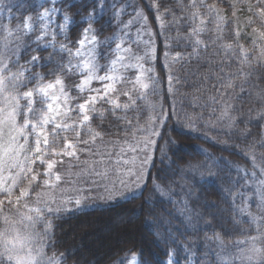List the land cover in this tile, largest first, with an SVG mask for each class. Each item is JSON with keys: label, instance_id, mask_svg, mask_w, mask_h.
I'll return each mask as SVG.
<instances>
[{"label": "snow or ice", "instance_id": "snow-or-ice-1", "mask_svg": "<svg viewBox=\"0 0 264 264\" xmlns=\"http://www.w3.org/2000/svg\"><path fill=\"white\" fill-rule=\"evenodd\" d=\"M256 4L258 7L254 15L264 27V0H256ZM72 8H75V4L69 0H42L40 3L0 0V264H68V260L74 257L70 251L56 250L53 220L65 212L79 210L83 206L81 199L69 198L57 205L55 200L45 199L43 189H50L54 182L61 181L60 173L54 169L64 162V158L78 160L80 145H89L97 138H103L92 127L94 116L101 121L111 116L118 123L123 121L126 126L123 131L144 133L146 138L139 142L149 151L158 150L161 162L167 158L169 146L173 151L181 148L180 143L171 136L164 140L158 130L162 127L160 121L166 123L167 120L163 111L155 120L149 117L144 128H141L138 116L128 118L129 112H140L137 101L145 99L149 91L154 93L159 83L150 75L153 69L144 67L145 58H153V37L156 33L148 28L143 9L127 0H89L83 10L77 9L72 13L69 11ZM128 8H132L131 13L127 11ZM149 8L154 12L161 33L165 28L166 16L172 18V25L186 22L187 34L181 36L177 29L173 39L178 47L183 43L192 51H177L173 57L175 62L191 56L198 58L201 49H207L208 45L199 37L207 31L209 24L214 25L216 39H222L220 34L226 18L206 0H187L186 3L181 0L177 10L165 6L161 11L160 4L156 2ZM176 11L181 13L179 17ZM105 16L108 25L118 31L101 39L103 29H97L95 25ZM124 16L130 18L124 20ZM4 19L7 23L3 22ZM13 21H16L15 25ZM135 25H140V28L133 38L130 30ZM77 29L78 38L73 41L72 35ZM144 35L147 36L143 41L145 53L138 56L131 45L138 44ZM235 35L239 37L238 30ZM58 36L65 42L58 41ZM259 37L264 41V30L259 31ZM111 44L115 47L110 54L115 58L101 65L100 58L109 55L101 49ZM165 47L170 45L166 43ZM223 47L234 54L239 50L240 62L248 63L250 72L253 61L264 66V48L259 50L258 55L250 57L238 40L235 48L232 44ZM42 52H49V55L42 56ZM168 55L165 52L166 59ZM57 56L59 59H56ZM133 70L136 72L134 77L125 75ZM68 74L79 77V83L74 86L77 97H72L66 91L63 77ZM172 79V75H169V90ZM93 82L100 87H92ZM124 84L130 87H117ZM121 96L125 98L124 102H121ZM73 100L76 101L74 104ZM222 117L234 128L233 135L247 144V151H241V156L251 163L252 169L237 168L238 177H233L228 169L215 171L211 165L189 161L185 178L191 183L181 185L185 198L178 203L177 211L183 217L181 222L185 226L200 223L207 226L203 237L206 242L214 244L221 252L230 250L228 260L220 258L221 264H264V215L258 219L253 214L254 207L264 208V167L257 163V154L253 151L257 146L264 148V140H252L247 127L253 119L257 123L264 121V111H257L254 118L237 119L225 109ZM239 124H244L245 128L240 129ZM172 131L184 135L190 130L177 120ZM158 139L162 143L157 149ZM152 159V155L145 158L136 176L135 190L123 193L121 199H128L129 196L138 198L136 191L142 195L143 171ZM259 159L264 162V155ZM212 183L216 184L219 194L229 205L228 223L233 227L226 228L218 223L216 210L220 206L207 198L204 187ZM153 190L171 200L170 186L165 188L155 184ZM70 204L75 207H69ZM200 208L204 211L201 212ZM214 221L217 224L214 225ZM242 222L249 223L251 227L243 228ZM171 225V220L159 218L156 226L160 231L154 233L156 242L166 246V264H173L176 256L173 244L185 251L190 250L179 235L172 233ZM208 229H211V235ZM237 234L244 238L237 239ZM180 235L187 239L184 233ZM143 256L142 250L138 253L135 249H128L114 264H149ZM75 264L90 262L76 259Z\"/></svg>", "mask_w": 264, "mask_h": 264}, {"label": "trees", "instance_id": "trees-1", "mask_svg": "<svg viewBox=\"0 0 264 264\" xmlns=\"http://www.w3.org/2000/svg\"><path fill=\"white\" fill-rule=\"evenodd\" d=\"M9 2L19 3L21 0H9ZM30 2L40 3L41 1L30 0ZM69 2L75 4V8L69 9V11L75 13L77 9L83 10L89 0H69ZM127 2L133 5L138 4L143 9L148 27L156 33L153 37L156 56L152 65L153 76L159 81L154 93L149 91L145 99L137 101L140 112H129L128 118L132 119L133 115L138 116L140 126L144 128L147 126L146 121L149 117L154 119L163 111L167 120L166 123L160 121L162 127L159 131L164 140L171 136L180 143L181 148L173 151L172 146H169L168 156L163 159V162H161L160 152L154 150L146 184L142 195L140 193L136 196L138 198L130 197L114 201L93 200L89 197L86 204L79 210L65 212L60 218H55L53 225L56 250L65 253L70 251L74 254V257L68 260V264H75L76 259L87 260L90 264H114V261L123 256L124 251L128 249H135L138 253L142 250L143 258L149 264H166L168 258L165 255L166 246L156 242L154 233L160 231L156 226L159 223V218H167L172 221V233L179 235L180 240L190 249L185 251L179 245L173 244L172 247L176 250L174 264H184L190 258H193L195 264H221L220 258L223 257L224 260H227V253L230 250L221 252L214 244L203 239L204 231L207 228L205 224L185 226L181 222L183 217H180L177 211L178 203L185 198L181 185L191 183L189 179L185 178L188 171L186 165L189 161L211 165L215 171H219L221 168L228 169L233 177H238L237 168L252 169L251 163L241 156V151H247V144L241 138L233 135L234 128L228 125L225 118L222 117V113L227 109L229 115L239 119L249 116L254 118L257 111H264V102H262L264 66L253 61L250 72L248 63L240 62L239 50L234 54L231 53V50L223 47L225 44H232L233 48L236 47L238 40L235 35L236 28L231 20H227L222 26L221 40L216 39L217 33L214 25H208L207 31L199 37L208 47L201 49L198 58L191 56L184 61L175 62L173 60L169 63L168 57L165 58V52L175 55L177 51L186 53L192 51L183 43L178 47L173 39L177 35V29L181 36L187 34L186 22L182 21L179 25H172V18L166 16L164 18L165 28L161 33L158 22L154 18V12L149 8V5L156 2L160 4L161 11L165 6L177 10L181 0H127ZM183 2L186 3L187 0H183ZM206 2L217 4L229 17L233 15L234 9L228 0H206ZM240 10L243 16L252 21V26L260 31L264 30L260 21L246 5H241ZM180 15L181 13L176 11V16ZM106 21L107 16L95 25L97 29H103L100 34L101 39L112 36L118 31L114 26H109ZM3 22L7 23V20L4 19ZM15 23L16 21H13V25ZM78 31L77 29L72 35L73 41L78 38ZM243 41L249 50L253 51L249 56H254L257 47L253 44L252 39L244 35ZM166 43L170 47L166 48ZM112 48L113 44L102 47L103 52L109 53V55L101 57L103 65L113 58V55L110 54ZM41 55L48 56L49 52H42ZM56 59L59 57L57 56ZM40 71H46V69H40ZM241 72L244 74L241 75ZM169 75L173 77L171 90H169L168 83ZM117 115L124 114L117 113ZM177 120L185 129L190 130L187 134L178 135L172 131ZM92 127L101 133L103 138H97L96 143L80 145L79 159H67L62 165L64 172H72L70 163L80 171L81 166L87 167L89 162L101 155L108 156L109 150L117 149L120 144L134 139L141 133L133 134L123 131L122 129L126 127L123 121L118 123L111 116L103 121L94 116ZM238 127L244 129L245 125L239 124ZM247 127L251 132L252 140H264V121L257 123L253 119ZM161 143L158 139L157 149ZM96 144L99 145L98 148H95ZM83 149L89 150L84 151ZM93 149L96 153L92 152ZM253 151L257 154V163L264 167V162L259 159V156L264 155V148L257 146ZM155 184L165 188L170 186L172 189L171 200L163 198L155 192L153 190ZM204 187L207 198L220 206L216 210L219 214V225L226 228L233 227L228 223L229 205L219 194L216 184L212 183ZM74 207L75 205H73ZM199 210L204 211L203 208ZM168 213H172V215L169 216ZM114 216H120L121 224H114L111 228ZM213 223L217 224L216 221ZM95 225H99V229L106 227L107 231L109 233L112 231V233L100 236L96 233L98 228L94 229ZM242 227L249 229L251 226L247 222H242ZM89 230L92 234L90 237L88 236L89 232L85 234V231ZM216 230L219 231L220 228L217 227ZM233 230L235 231V229ZM180 233H184L187 239ZM208 234L211 235V229H208ZM253 234L255 233L253 232ZM236 238L243 239L244 237L237 234ZM88 240H90V244L85 246V242Z\"/></svg>", "mask_w": 264, "mask_h": 264}, {"label": "rangeland", "instance_id": "rangeland-1", "mask_svg": "<svg viewBox=\"0 0 264 264\" xmlns=\"http://www.w3.org/2000/svg\"><path fill=\"white\" fill-rule=\"evenodd\" d=\"M40 1L42 2V0ZM228 1L234 9L235 16L233 15L231 17L227 16L220 6H218L217 4L214 5L219 10L220 15L224 16L226 18V21L231 20L235 25L236 30L239 31L240 35L239 37H237V39L240 45L243 46V49L247 50L249 55L253 52L249 50V47L243 41V36L246 35L249 38H251L252 41H255V46L257 47V50L254 52V55L259 54V50L261 48H264V41H262L261 38L259 37L260 30L252 26L251 23H249L250 19L248 17L243 16L240 12L241 5H246L248 9L251 6V11L254 14L256 8L258 7V5L256 4V0H228ZM127 11L131 13L132 8H128ZM129 18L130 17L128 16L123 17L124 20H128ZM138 28H140V25H135L131 28L130 31L133 35V38H135V33L137 32ZM253 29H257V31L254 32ZM146 39L147 36L144 35L138 44L131 45L132 50L136 55L144 56L146 46L143 41ZM57 40L60 42H65L59 36L57 37ZM127 46L128 45L126 44L125 47ZM114 47L115 45L113 44V48ZM155 56L156 54L154 52L152 59L149 60L145 58L144 60V67L153 69V72H154V68L152 62L154 61ZM173 57L174 55L169 52L168 55L169 63L173 61ZM113 58H115L114 55ZM73 62L75 63L76 61ZM99 63L103 65L101 63V60H99ZM153 72L150 73V75H153ZM101 74H103V68L101 69ZM125 75L132 78L136 75V72L134 70L129 71L125 73ZM63 78L65 82L66 91H69L72 97H77L78 94L74 90V86L77 83H79V77L75 74H68ZM92 87H100V85L97 82H93ZM117 87L128 88L130 87V85L128 84L117 85ZM120 99L121 102L125 101V98L123 96H121ZM75 102H76L75 100L72 101L73 104ZM73 116H75V113H73ZM153 120H155V118ZM145 138H146L145 134L141 132L138 136L134 137V139L124 142L123 144H120V146L117 149L109 150V152H107L109 154L108 156L101 155L99 158L89 162L90 164L87 165V167L81 166L80 171L78 169H75L73 167V164L70 163L72 172L69 171L64 172L62 165L68 159V158H64V162L62 164H57L56 169H54V171H58L60 173L61 181L59 183L54 182L53 186L50 189L49 188L43 189V192L45 194V199H53L56 201L57 205H59L63 200H67L69 198L81 199L82 205L86 204V201L89 197H91L93 200L94 199L95 200L108 199L114 201L125 200L120 198L121 195L128 191L135 190L136 176L138 173H140V169L143 161L147 156L149 155L153 156L154 150L149 151V149L144 147L143 143L139 142V141H143V139ZM94 143H96V141ZM98 146L99 145L96 144L95 148H98ZM133 148L136 150L133 151L132 150ZM92 152H95V149H93ZM150 165L144 168L143 178L141 181L142 189H144L145 187ZM121 181H123V183H121ZM140 193H141L140 191H136L135 195L137 196ZM110 196L113 198L109 199ZM130 197L131 196H129L128 198ZM68 206L73 207V204H70ZM263 213H264V208H259V209L255 207L253 208V214L258 219L263 215ZM120 219H121L120 216H116V217L114 216V220L112 218L111 228L113 227L114 224L120 225L121 224ZM98 226L95 225L94 229L98 228L96 229L97 231L96 233L99 234L100 236L104 234L109 235L110 233H112V231L110 233L107 231L108 228L101 227L99 229ZM88 232L90 233L88 235L90 237L92 235L90 230L85 231V234ZM89 244H90V240H88V242H85V246ZM227 255L229 259V253H227ZM175 262H176V258L174 257L173 264ZM184 264H195V262L193 258H190L187 262H184Z\"/></svg>", "mask_w": 264, "mask_h": 264}]
</instances>
